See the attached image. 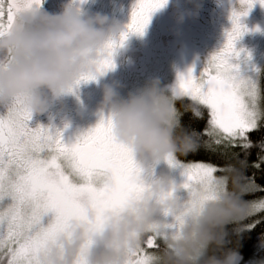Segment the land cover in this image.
<instances>
[{"label":"snow or ice","instance_id":"snow-or-ice-1","mask_svg":"<svg viewBox=\"0 0 264 264\" xmlns=\"http://www.w3.org/2000/svg\"><path fill=\"white\" fill-rule=\"evenodd\" d=\"M41 3L42 0H0V35L11 28L19 13L36 10ZM166 3L167 0H137L125 31L105 45L96 64L97 76L115 67V49L123 47L130 35L142 36L151 15ZM239 3L243 10L231 12L232 28L226 32L222 49L211 56L198 78L191 69L186 76L179 75L173 91L179 94L178 101L194 106V119H203V110H207L205 127L192 131L198 138V147L191 153L203 149L213 155L230 156L240 167L169 157L167 164L181 170L184 182L172 184V192L164 195L175 196L178 207L175 213L165 214L152 225L141 247L129 253L128 264H152L154 254L163 250L170 239L180 236L198 208L202 211L207 202L218 200V181H224L227 191L229 173L242 178L246 190L241 199L249 210L242 220L228 225L226 249L240 253L239 247H230L233 240L242 247L244 236L264 224V183H257L256 178L257 172L264 177V139L259 143L252 140V134L264 132V80L255 67L242 71L241 64L247 65L250 57L240 60L244 50L235 48L248 31L242 17L257 3L264 7V0ZM94 79L92 74L82 76L70 91ZM4 109L0 114V264H43V256L60 249V241L70 238L73 226L87 224L91 212L94 221L89 239L77 259V264H87V252L103 234L106 215L127 210L144 190L132 151L116 142L108 117H102L95 128L67 145L60 132L53 134L49 128L29 126L33 114L22 99L17 98ZM175 110L179 116L181 111L176 105ZM253 148L259 151L257 159L249 164L247 157ZM249 167L256 170L251 175L247 173ZM100 176H106L107 183H101L97 179ZM177 188L187 193L186 201L176 195ZM198 193L199 201L194 199Z\"/></svg>","mask_w":264,"mask_h":264},{"label":"clouds","instance_id":"clouds-1","mask_svg":"<svg viewBox=\"0 0 264 264\" xmlns=\"http://www.w3.org/2000/svg\"><path fill=\"white\" fill-rule=\"evenodd\" d=\"M124 31L106 16L85 17L71 4L60 15L37 10L19 13L11 28L0 35V55L6 58L0 62V107L20 98L32 114L40 115L48 107L45 93L60 100L82 76L92 74V81H97L101 76L96 75V64L105 45ZM124 48L125 43L115 54ZM179 99L174 91L165 94L157 80L127 99L119 98L116 86L103 88L100 110L108 113L116 142L132 151L145 187L127 210L106 215L103 234L87 252V264H128L129 253L141 247L152 225L165 214L175 213L179 201L164 195L172 192L173 183L167 176L151 179L150 167L198 147L196 135L180 125L175 110ZM193 108L189 105L188 110ZM228 176L227 191L224 181H218V200L207 202L202 211L198 208L180 236L154 254L152 264H238V251L226 249V229L242 220L249 209L241 199L246 190L242 178L235 173ZM97 179L108 181L106 176ZM194 199L199 201L200 194ZM93 221L94 214L89 212L88 223L73 226L70 238L43 256V264H77Z\"/></svg>","mask_w":264,"mask_h":264},{"label":"flooded vegetation","instance_id":"flooded-vegetation-1","mask_svg":"<svg viewBox=\"0 0 264 264\" xmlns=\"http://www.w3.org/2000/svg\"><path fill=\"white\" fill-rule=\"evenodd\" d=\"M136 2L42 0L36 10L60 15L71 4L85 17L99 14L126 28ZM233 10H243L239 0H167L164 7L151 15L142 36L128 37L125 48L114 55V68L95 82H82L60 100H53L45 93L47 110L40 115L33 114L29 126L49 128L53 134L60 132L63 142L70 145L77 137L95 128L102 117H108V113L101 112L99 107L106 85L116 86L119 98L127 99L149 82L158 81L159 74L181 72L186 76L191 69L192 75L198 78L211 56L224 46L226 32L232 28L229 17ZM242 24L248 31L236 42L235 48L244 50L240 60L246 57L250 60L247 65L241 64V69L255 67L264 80V7L257 3L247 16L242 17ZM5 59L0 55V62ZM171 87L172 84L166 91L170 92ZM4 110L0 107V114Z\"/></svg>","mask_w":264,"mask_h":264},{"label":"trees","instance_id":"trees-1","mask_svg":"<svg viewBox=\"0 0 264 264\" xmlns=\"http://www.w3.org/2000/svg\"><path fill=\"white\" fill-rule=\"evenodd\" d=\"M190 102L188 101H178L176 106L181 111V114L179 115L180 125L183 130H186L188 132H192L193 130L199 131L202 130L207 122L208 116H207V110L204 111V118L201 120H196L192 116V111L188 110ZM261 139H264V132H257L252 134V140L255 143H259ZM239 151V150H237ZM259 149L253 148L251 151V154L247 157L249 164H251L253 161L257 159V153ZM182 161H205V162H212L221 166L227 165V164H235L237 167H240L239 162L236 160H233L230 158V156H221V155H213L212 153L205 152L203 149H201L199 152L196 153H189L187 155H182L178 157ZM244 157L241 156V159ZM255 169H252L249 167L247 169V173L251 175ZM257 183H264V177H262L261 173L257 172L256 174ZM259 195V194H258ZM248 199H252L253 197H247ZM257 244H260L263 247L264 252V224L259 225L254 232H252L250 235H245L243 239V246L240 247L235 243V240H233V243L230 247L236 248L239 247L240 253L244 256L246 259L249 255L253 254L255 246Z\"/></svg>","mask_w":264,"mask_h":264},{"label":"rangeland","instance_id":"rangeland-1","mask_svg":"<svg viewBox=\"0 0 264 264\" xmlns=\"http://www.w3.org/2000/svg\"><path fill=\"white\" fill-rule=\"evenodd\" d=\"M179 75H182V73L178 72L174 74L172 72H166L164 74H159L158 81L160 84V88L165 94H170L176 88L178 84ZM171 84H172L171 91L170 92L166 91V88H169V85ZM150 173H151V179L153 180L161 176H167L170 179V181L177 186L181 185L184 182V178L181 175V170L172 169L169 167V165L166 162L163 161H161L158 164L151 165ZM176 195L180 197L181 201H186L188 198L187 193L183 189L177 192ZM168 220L170 222L171 218H168ZM261 262H264L263 247L260 244H257V246H255L254 248L253 254L249 255L246 259L244 258L241 264H261Z\"/></svg>","mask_w":264,"mask_h":264},{"label":"water","instance_id":"water-1","mask_svg":"<svg viewBox=\"0 0 264 264\" xmlns=\"http://www.w3.org/2000/svg\"><path fill=\"white\" fill-rule=\"evenodd\" d=\"M239 257H240V259L238 261V264H241L242 261L244 260V256L241 253H239Z\"/></svg>","mask_w":264,"mask_h":264}]
</instances>
